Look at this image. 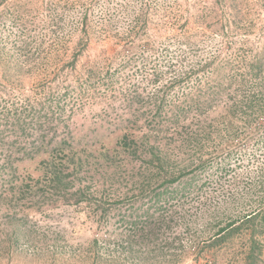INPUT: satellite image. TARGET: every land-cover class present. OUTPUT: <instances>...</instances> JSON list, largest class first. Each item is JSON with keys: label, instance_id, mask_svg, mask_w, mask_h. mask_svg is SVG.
<instances>
[{"label": "trees", "instance_id": "trees-1", "mask_svg": "<svg viewBox=\"0 0 264 264\" xmlns=\"http://www.w3.org/2000/svg\"><path fill=\"white\" fill-rule=\"evenodd\" d=\"M259 1L264 11V0ZM150 6L142 7L138 32L125 38L128 53H144L147 46L158 50L160 42L149 31ZM212 8L209 15L222 11L220 26L203 22L220 27L208 32L221 35L211 46L214 52L161 85L163 71L150 77L157 84L152 94L115 86L116 81L104 85L93 74L94 63L81 64L92 33L87 14L67 58L55 59L54 51L47 61L56 67L49 76L43 75L49 66L32 64V52L40 48L34 38L24 36L21 45H13L18 57L0 56V215L6 218L0 223V260L21 252L22 241L39 240L32 215L68 204L97 213L91 246L73 251V256L80 252L81 262L173 264L186 248L185 235L192 234L196 258L223 264L230 254L227 264H264V162L249 186L261 195L259 207L242 219L209 210V223L198 231L189 211L190 201L231 173L226 160L250 157L264 146V34L241 57L225 54L236 37H247L253 28L242 24L244 0H215ZM201 14L208 17L206 11L190 17L198 21ZM31 72L42 76L27 89L22 77ZM94 105L102 112L80 121ZM220 106L227 110L213 120L211 112ZM111 131L115 140L106 142ZM27 163L36 165L37 174L21 175ZM176 226L181 229L168 236Z\"/></svg>", "mask_w": 264, "mask_h": 264}, {"label": "rangeland", "instance_id": "rangeland-1", "mask_svg": "<svg viewBox=\"0 0 264 264\" xmlns=\"http://www.w3.org/2000/svg\"><path fill=\"white\" fill-rule=\"evenodd\" d=\"M187 1L0 0V56L10 52L18 57L13 45L17 46L24 36H29V40L34 38V42L40 48L33 50L32 64H35L36 69L41 62L44 64L43 68L49 66L48 70L43 73V75L49 76L48 71L56 67L47 61L52 57L54 51L56 52L55 59L67 58L73 45L76 44L78 32L80 33L79 29L82 27L80 21L84 14H87V25L91 28L92 33L81 64L94 63L93 66L97 70L93 74L102 77L104 85L116 81L115 86L123 84L124 88L127 87L130 90L138 87L140 91L144 89L145 94H152L157 89V84L161 85V82L166 80L165 78L198 67L209 54L214 52L215 49L213 50L211 46L216 45L221 39V35L213 36L214 34L208 33L210 29L220 28L218 26L222 24L217 20L222 18L221 10L218 9L216 16L215 14L209 15L214 10L212 6L215 0H190L192 3ZM244 1L247 15L242 24L246 26L245 29L253 28V31L247 37L245 35L236 37L234 49L231 51L227 49L225 54L233 52L232 54L237 53L241 57L245 53L244 50H250L258 44L259 34H264V11L261 9L260 1ZM147 2H151L150 10L147 13L150 28L148 29L160 42L158 50L155 51L147 46L144 53L140 49L128 53L125 51V38L138 32L140 26L137 25L138 17L141 16L142 7ZM176 2L179 3L175 5ZM187 3L188 9L185 10ZM161 4L165 7H162ZM204 11L208 13V17L205 19H203V14L200 16L201 19L198 18V21H194L190 17L192 13L199 14ZM212 21H218V26L209 28L203 23L207 22L208 24ZM218 33L221 31L219 30ZM62 46H66V48ZM231 56L233 57V55ZM0 68H2L1 60ZM84 71H81V74H86ZM161 71H163V75L165 73L163 80L157 84L150 82L149 78H155ZM41 76L37 75L36 77V74L31 72L22 78L27 89H30L37 85ZM102 87L105 86L102 85ZM84 110L85 112L80 115L82 122L85 115L95 114L94 116H96L97 112L101 113L102 106L94 105L92 108L88 106ZM226 110V107L220 106L211 112V118L216 120ZM105 121L106 117L103 119L104 126L106 125ZM216 125H218L217 121ZM107 132L106 130V134ZM109 135L106 142L115 140L114 132L111 131ZM27 139L29 137L25 136L24 140ZM114 143L111 144V147ZM252 153L253 155L250 157H239V160L235 157L232 160H226L229 161L231 173L223 177L220 182L208 186L201 193L202 198L190 201L189 211L192 219H196V222L193 223L199 228L196 230H201L205 224L209 223V210L213 212L214 209H220L227 216L231 214L233 218L242 219L251 210L259 207L258 199L261 195L249 192V186L257 180L258 173L262 172L264 146L260 151L254 150ZM239 164L242 166L239 167ZM35 166L34 163H27L20 170L21 175L26 176L25 170H29L32 175L37 174ZM233 176H237L236 179H233ZM1 183L3 182L0 181V186ZM261 192L264 193L263 190ZM256 199L257 202H254ZM31 218L32 223L40 229L39 233L41 234L37 237L39 240L37 239L33 244L22 241L21 252L23 253L15 254L10 260L2 259L0 264H91L88 263V260L81 262L84 260L81 259L80 252L73 256V251H77L78 248H80L79 251H83L91 246L98 219L94 208L87 206L84 209L81 206L66 204L48 209L47 214L35 213ZM1 222H6V218L0 215ZM180 229V226H176L168 236L173 237ZM43 234L47 235L46 238ZM185 236L186 248L181 253L180 261L173 264H212L210 258H196V252L192 250L191 246L193 242L195 243L194 235L186 234ZM54 240L57 241V244H52ZM239 245L244 247V243L240 242ZM232 257L233 255L226 254L223 264H227ZM262 258H264V251ZM154 264L160 263L155 260Z\"/></svg>", "mask_w": 264, "mask_h": 264}]
</instances>
